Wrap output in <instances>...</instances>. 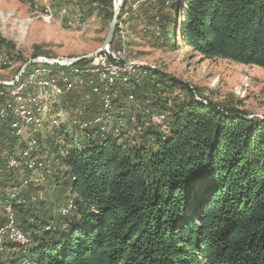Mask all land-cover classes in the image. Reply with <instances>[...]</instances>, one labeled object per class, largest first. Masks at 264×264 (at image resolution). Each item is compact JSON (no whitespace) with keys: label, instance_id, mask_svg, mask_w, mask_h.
I'll list each match as a JSON object with an SVG mask.
<instances>
[{"label":"trees","instance_id":"obj_1","mask_svg":"<svg viewBox=\"0 0 264 264\" xmlns=\"http://www.w3.org/2000/svg\"><path fill=\"white\" fill-rule=\"evenodd\" d=\"M164 8L169 14L162 36L172 47L179 34L186 47L204 57L264 70V0H184L183 6L171 0ZM48 67L52 74L60 68ZM183 87L187 98L158 97L154 103L171 114L165 138L148 126L140 143L131 141L126 128L136 131L148 116L138 111L135 121L123 123L118 111L127 112V103L117 99L110 119L117 136L94 128L79 134L77 128L84 129L76 125L55 135L52 150L69 191L65 203L72 199L74 209L57 218L51 230L25 222L29 230H24L16 219L32 246L6 243L27 250H20L18 259L32 264H264V118H247L246 111L230 105L204 104ZM136 97L147 102L146 92ZM0 124L4 151L5 143L10 148L17 140L6 122ZM20 144L18 152L25 146ZM9 153L16 154L13 148ZM6 174L15 172L4 171L0 179L10 190L18 183L12 177L7 187ZM17 197L25 201L29 195ZM13 209L27 213L29 201Z\"/></svg>","mask_w":264,"mask_h":264},{"label":"rangeland","instance_id":"obj_2","mask_svg":"<svg viewBox=\"0 0 264 264\" xmlns=\"http://www.w3.org/2000/svg\"><path fill=\"white\" fill-rule=\"evenodd\" d=\"M133 1L134 0H126L124 3L123 0V6L118 14L113 37L107 46L112 45L109 47L111 49L119 48L120 45H118L115 39L117 24L118 22L123 23L120 18L122 17V12L129 9V14L126 17L127 20L123 23L124 28L122 34L125 36L122 40L121 38L117 39L123 41L126 45L125 59L135 61L138 64L137 69H135L137 72L128 73L125 75V79L123 76L117 78L116 83L118 87L112 91L110 97L112 104L111 109L104 108L102 103L104 95L102 96L98 92L92 95L90 94L91 90L87 87L77 92L64 93L59 96L56 95L55 97L57 99L55 102L57 106H59L58 109H62V116L60 117L58 109H51L47 112L48 114H45L43 117L44 124L42 122L40 133L36 137L39 142L36 145L37 153L40 154L44 146V148L48 146L52 149L55 144L56 138L51 134H54V132L58 134V129L53 131L54 129L51 126L53 118L60 124L61 128L59 129L62 130L59 131V133H63L64 131L70 132V127L74 125L81 128L80 123L82 121L78 118L82 116L89 117L92 121H97L92 123V126L89 122L87 128L90 129L86 131L77 128L79 134H86L87 131L92 130L91 128L97 130L101 121L104 123L102 125L104 131L111 134L114 128L110 126L111 122H109L107 118L116 112L113 105L116 99L120 102L127 103V112L123 113L122 111H118L119 114H123L122 117L124 116V118L127 117V119L130 118L133 120L134 115L139 111L142 115L146 114L149 119L152 113L156 111L159 112L156 105H154L158 97H161V99L167 97L175 100L187 98L188 93L183 86L194 91L195 96L193 99H198L204 104L211 101L224 106L230 105L246 111L248 113L246 116L247 118H264L263 69L257 66L243 65L221 58L204 57L186 47L182 43L179 34L175 39V46L172 47L168 39L162 36L163 25L165 24L167 14H169L167 11L168 9L164 7L165 5L168 6L171 0ZM176 1L183 6L184 0ZM109 2L110 4L106 6L107 3H105V0H0V81H12L17 75L21 65L30 58H75L94 51L103 42L109 22L112 18L115 0H109ZM144 2L146 3L143 4ZM140 4L143 5L137 10ZM136 10L137 12L133 13ZM106 11L109 13L112 12L110 19L105 17ZM102 51L99 54H101ZM98 55L83 59L86 63L84 66H90L89 64L93 61V58ZM77 64L68 67L58 66L60 67L58 69H68V71H70L69 69H73ZM48 66L57 65L34 64L28 67L18 79L19 84L25 82L27 74L45 67L49 69ZM84 66L76 68H83ZM39 75V73L36 74V76ZM83 75H86V73ZM132 80H138L139 83L133 82ZM126 81L128 82L127 84H125ZM162 83H164L165 86L162 85ZM133 84L135 86H133ZM129 85H132L131 87L133 88L129 87ZM1 86L6 87V85ZM14 87L16 86L12 85L7 86L5 89H0V92L4 93V95H0V102L7 101V98H9L8 101L12 99V96L7 95L6 92ZM131 91L134 99L130 100L129 94H132ZM142 91L143 94L145 92L147 93V102H142L141 99H137L136 97L137 94L141 95ZM51 95L52 94H50L49 97ZM50 102L51 101L48 100V103ZM86 107L87 109H84ZM166 107L169 108L168 106ZM150 109H152L151 112L149 111ZM100 112H107L108 114L105 113L106 116H104V113L100 114ZM161 112L164 114L162 127L148 122L150 124L149 126L154 127L157 131L160 130V132H168L171 128V114L170 112H167L168 114L164 111ZM127 119H123V123H125ZM148 119H145V121H149ZM88 121H90V119L87 120V123ZM119 124L120 123L117 125ZM126 129L128 137H131V141L133 140L136 144L141 142L140 135L143 133V130L139 132L136 130L135 132L132 128L128 127ZM15 138L17 143L12 142V147L10 148L8 143H5V150H0V166L7 158H12L14 156L18 159L22 158L23 154L21 150L18 152L17 146H19L23 140L26 144L25 137ZM12 148L16 154L8 157L10 156L9 150ZM26 153L27 152H24V158L30 156L27 161L30 162L28 167L32 168L37 164L36 157L32 156V153H28L27 156ZM54 155L56 154L54 153ZM14 162L18 161L15 160ZM46 167L47 177H45V180L41 183H38L39 181H33V177L35 176L24 170L27 168L24 162H21V166L14 171L15 174L10 176L6 174L4 176V181H10L7 187L14 182L13 180L19 183L24 178H26V183L32 184L33 181L34 184H39L37 186H30L27 190L24 188L25 185L20 187L22 192H26L29 197H35V199L32 200H30L29 197L25 199V202L27 203L29 201L30 204L29 212L20 213L16 211L18 223L24 230H29L27 224H35L39 230H51V228L57 224V218L61 219V217L57 215L58 208L69 198V191L64 181H62V170L59 171L60 168L58 163L51 166L48 164ZM39 170L42 171L41 168ZM32 171L34 172L33 168ZM47 171L50 172L48 173ZM36 180H38L37 177ZM2 190L3 192H0V196L4 198L9 197L10 190L8 188H2ZM71 212L72 211H70V213ZM3 218V207H0V219L2 220ZM24 222L27 226H23ZM59 225H61V228H66V225ZM30 244L24 249L29 250V248L32 247H30ZM3 245L5 248L3 247L2 251H0V264H32V261L27 258H23L22 260L18 259L21 249L14 246L12 247L10 244L6 243H3L2 246Z\"/></svg>","mask_w":264,"mask_h":264},{"label":"bare ground","instance_id":"obj_3","mask_svg":"<svg viewBox=\"0 0 264 264\" xmlns=\"http://www.w3.org/2000/svg\"><path fill=\"white\" fill-rule=\"evenodd\" d=\"M128 12H129V9L124 11L122 14V17H120L121 20L123 21V23H125V20H127L126 17L129 14ZM123 23L118 22L117 31L115 33V37H116L115 39H116L118 45H120L118 48L119 53H117V60H118V62L129 63V70L135 71V69H137L138 64L135 61L125 59L126 58L125 57V54H126V47L125 46L126 45L123 41L118 40L119 38H121V40H122V38L125 36V35L123 36V34H122V31L124 28ZM110 46H112V45L105 47L103 51H106V48H109ZM103 51H102V53H103ZM127 51H129V50H127ZM110 52H117V49H111L110 48ZM127 54H128V52H127ZM95 58H93V59H95ZM89 65L90 66H84L83 68H76L77 67L76 66L73 69H69L70 71H68V69H61V70L57 69L54 72V74H52L53 72H50V70L47 69L46 67L41 68L40 70H36L30 74H27L25 77L26 80L24 83L21 82L19 84V82L17 81L16 84H14V85H16V87L7 90V92H6L7 95H11L12 99L8 101V104H4V102L0 103V105H2V111H9L7 113H0V121H2L4 123L6 122L8 124V128H9L8 131H9V134L11 136L15 135V137H18V138L25 137L26 144L23 142L24 141L23 140L22 144H24L25 146L23 147V150L21 151V153L23 154L21 159H18L16 156H14L12 158H7V160H10V161H5V167H0V179H1L4 171H12V172L15 171V170H13V162L15 160H17L18 162L21 161V162H24L25 165H27V168L24 170L26 172L28 171L29 173H31L32 175L35 176V177H33V181L35 180V181H39L38 183H41L43 180H45V177H47L46 176L47 175L46 165L50 164V166H51V165L58 163L56 155H54L53 150L50 149L48 146H46L47 148H44L45 147L44 146L42 148V151L40 154L36 152V145L39 143L37 141L36 137L40 133L41 125L43 122V117L45 116V114H48L47 112H49L51 109L57 110L59 108V106H57V104L55 102V100L57 99L55 96L56 95L59 96V95H62L64 93L75 92V90L65 91L64 86L61 83H59L58 80L68 79V80H77L78 83H86V85H84V88L85 87L89 88L91 90V93L98 92L102 96L104 95L103 101H102L103 106L105 109H107V108L111 109L112 104H111L110 97H111V94L113 91L112 90L113 86L116 87L117 78L122 77V76L124 79L126 78L125 75H127V68H122V63H114V70H111L108 67L103 66V64L99 63V62H92ZM141 67H138V68H141ZM135 72H137V71H135ZM37 73H39L40 75L36 76ZM84 73H86V75H83ZM141 73H143V72L141 71ZM143 75H144V73H143ZM127 81L125 84L128 83ZM133 82H138V80L133 81ZM129 83H131V82H129ZM131 86L132 85H129V87H131ZM133 86H135V85L133 84ZM131 88H133V87H131ZM78 91H80V90H78ZM131 93H132V91H131ZM50 94H52V95L49 97ZM0 95H4V93L0 92ZM129 95H130L129 96L130 100L134 99V97L132 96L133 93L129 94ZM48 100H50L51 102L48 103ZM98 100H100V99H98ZM87 102H90V101H87ZM99 106H102V105H99ZM87 107L84 109H87ZM99 109H100V107H99ZM151 110L152 109H150L149 111L151 112ZM59 113H60V117H61L62 116L61 115L62 109L59 110ZM103 113H104V116H106L105 113L108 114L107 112H102V114ZM123 113H124V111H123ZM162 116H163V113L161 111H159V112L156 111V112L152 113L149 116V119H148L149 121H147V122L144 121V123L141 126H138L136 130L138 132L141 130L144 131L145 125H150L149 123H152V119H156V118H159ZM115 117H118V116H115ZM57 118H59V117H57ZM125 118H127V117H125ZM107 119H109V122H110L111 121L110 120L111 115ZM96 121L97 120H95V121L90 120V121H88V123H87V121H82L80 123V126L82 129L85 130V129H87L89 122L92 126V123H94ZM131 121H135L134 117H133V120L131 119ZM139 121H141V120H139ZM126 122H127V120H126ZM75 123H76V121H75ZM43 124H44V122H43ZM103 124L104 123L101 121L97 127L101 131L104 130V128L102 127ZM129 125H131V123H129ZM51 126L54 129L53 131H56L58 129L57 130L58 133H59V131L62 130V129L61 130L59 129V128H61L60 124L54 118L52 120ZM133 126H135V125H133ZM133 131H135V130H133ZM111 132H112V130H111ZM158 132H160V131H158ZM109 133H110V131H109ZM168 133H169V131L168 132H164V131L160 132V134L163 136L162 138H165V136H167ZM54 134L56 135L57 133L54 132ZM54 134L52 133L51 135H53L55 137ZM112 134L117 136V134H119V130L116 129V127H115L113 129ZM60 136L62 137V135H60ZM122 137H123V135H122ZM49 145H50V143H49ZM24 152H27L26 153L27 156H28V153H32L33 154L32 156L36 157V163L37 164H35L32 167L34 169V172L32 171V168L28 167L30 162H28L27 159L30 158V156L28 158H24ZM40 168L42 169V171L39 170ZM63 168H65V167H63ZM24 170H23V172H24ZM36 177L38 178V180H36ZM25 179L26 178H24L22 181H20L17 184V186H14L12 189H10L9 197L4 198V197L0 196V206L3 207V209H5L6 207L8 209H13L14 205H20V204L25 203L23 197L22 198L17 197V196H19V193L22 192V189L20 187L22 185H25L24 188L27 190L28 187L33 186V185L37 186V184H38V183L34 184L33 181H32V184L26 183ZM1 189H2V182H0V190ZM10 201H12V202H10ZM73 209H74L73 200L69 199L64 205H62L58 208V214L62 215V217H65ZM3 216H4V218L0 222V251H2V249L4 247V245L2 246L3 243H10V244H13L17 247L26 248L28 245H25V244H30V242H31L29 232H23L22 230H20L17 227L16 219H11V221L9 222L8 215H3ZM17 235H21V241H14V238H7L5 240L6 237H16Z\"/></svg>","mask_w":264,"mask_h":264},{"label":"built area","instance_id":"obj_4","mask_svg":"<svg viewBox=\"0 0 264 264\" xmlns=\"http://www.w3.org/2000/svg\"><path fill=\"white\" fill-rule=\"evenodd\" d=\"M117 53H119V49H117V52H110V48H106V51H103L102 54H99L95 59H93L92 62L102 63L103 66L108 67L111 70H114V63H122V68H127V74L130 72L131 73L134 72V70H129V63L118 62ZM58 82L64 86L65 91L75 90V92H77L78 90H82L84 88V85H86V83H78L77 80H68V79L58 80ZM8 99L9 98H7V101H4V104H8ZM7 112H9V111H2V105H0V113H7ZM163 121H164V114L162 117L152 119V124L157 125V126L158 125L161 126ZM148 126L149 125H145V128ZM5 161H10V160L5 159L3 161V164L0 167H5ZM19 166H21V161L13 162V170L18 169ZM49 172L50 171H48V173ZM0 192H3V190L1 189ZM5 192H7V191H5ZM62 205H64V204H62ZM16 211H17L16 209H8L6 207L5 209H3V215H8L9 222H10L11 219H18V215H17ZM57 215L59 217H62V215L58 214V210H57ZM7 238H14V241H21V235H17L16 237H6L5 240ZM25 245H29V244H25Z\"/></svg>","mask_w":264,"mask_h":264},{"label":"water","instance_id":"obj_5","mask_svg":"<svg viewBox=\"0 0 264 264\" xmlns=\"http://www.w3.org/2000/svg\"><path fill=\"white\" fill-rule=\"evenodd\" d=\"M122 6H123V0H115L112 18L109 22L106 36H105L103 42L101 43V45L98 48H96L94 51L90 52L87 55H84L81 57H75V58H61V59H51V58H42V57L30 58V59L26 60L21 65L17 75L15 76V78L12 81H9V82L0 81V85H6V86L14 85L18 81V79L22 76L24 71L28 67H30L34 64H47V65H57L60 67H68V66H72V65L77 64L78 62H80L83 59L91 58L95 55H98L111 42V39H112L113 33H114V29H115V26L117 23V19H118V14H119Z\"/></svg>","mask_w":264,"mask_h":264}]
</instances>
